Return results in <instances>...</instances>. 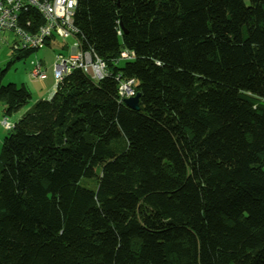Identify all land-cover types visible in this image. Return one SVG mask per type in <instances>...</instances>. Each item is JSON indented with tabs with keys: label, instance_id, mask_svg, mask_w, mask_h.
Masks as SVG:
<instances>
[{
	"label": "trees",
	"instance_id": "16d2710c",
	"mask_svg": "<svg viewBox=\"0 0 264 264\" xmlns=\"http://www.w3.org/2000/svg\"><path fill=\"white\" fill-rule=\"evenodd\" d=\"M72 21L106 75L33 102L0 83L2 119L28 105L0 140V264H264V0H77ZM4 32L16 58L62 39Z\"/></svg>",
	"mask_w": 264,
	"mask_h": 264
},
{
	"label": "built area",
	"instance_id": "2783aa9c",
	"mask_svg": "<svg viewBox=\"0 0 264 264\" xmlns=\"http://www.w3.org/2000/svg\"><path fill=\"white\" fill-rule=\"evenodd\" d=\"M77 0H0V31H9L15 35L14 48L33 47L41 48L51 34L59 38H68L77 29L73 25L72 16ZM34 8L37 10L43 23L36 26L33 31H29L17 22V15L20 10L25 8ZM28 24V22H26ZM131 55L125 50L115 54V60H125ZM33 62H31V65ZM72 68H79L90 78L94 80L100 79L107 74L106 64L103 59L92 54L88 50L81 49L77 41H73L66 56L61 53L54 55L52 66L54 87L63 75L68 73ZM32 76L44 77V72L36 63L31 69ZM119 80L118 94L119 100L133 96L135 90L133 88L134 79ZM53 87V88H54ZM6 128L9 122L5 119L1 121Z\"/></svg>",
	"mask_w": 264,
	"mask_h": 264
},
{
	"label": "rangeland",
	"instance_id": "374dc122",
	"mask_svg": "<svg viewBox=\"0 0 264 264\" xmlns=\"http://www.w3.org/2000/svg\"><path fill=\"white\" fill-rule=\"evenodd\" d=\"M6 34L7 41L10 42L12 39V34L9 32H4ZM73 45V38L68 37L64 39H54L51 40L50 44L45 46L40 50L28 55L24 58H16L12 55L11 49L7 44H0V83L5 85L9 82H14L16 84L24 83L31 94V102L39 98H49L53 93L54 81L50 80L49 75H52V66L54 61V55L56 53H61L66 56L70 47ZM68 50H67V49ZM36 53L38 58L43 59L44 67L46 69V75L42 82L31 80L28 76V69L30 58ZM53 78V77H52ZM1 104V103H0ZM28 107L24 106L18 112L7 116L6 120L10 124ZM1 116V105H0V123L3 120ZM9 130L5 125L0 124V140L8 134Z\"/></svg>",
	"mask_w": 264,
	"mask_h": 264
},
{
	"label": "water",
	"instance_id": "95a60500",
	"mask_svg": "<svg viewBox=\"0 0 264 264\" xmlns=\"http://www.w3.org/2000/svg\"><path fill=\"white\" fill-rule=\"evenodd\" d=\"M124 103L132 109H138V93L136 92L133 96L124 98Z\"/></svg>",
	"mask_w": 264,
	"mask_h": 264
},
{
	"label": "crops",
	"instance_id": "0c3cea01",
	"mask_svg": "<svg viewBox=\"0 0 264 264\" xmlns=\"http://www.w3.org/2000/svg\"><path fill=\"white\" fill-rule=\"evenodd\" d=\"M37 58H38V56H37L36 54L33 55V58H32V59L30 58L29 69L31 68V62H32L34 59H37ZM40 59H41V58H40ZM42 62H43V59H41V63H42ZM29 69H28V70H29ZM49 77H50V79H49L48 81H50V80L53 81V78H52L53 76H52L51 74L49 75Z\"/></svg>",
	"mask_w": 264,
	"mask_h": 264
}]
</instances>
